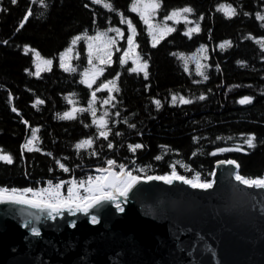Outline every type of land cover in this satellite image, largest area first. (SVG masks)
<instances>
[{"label": "trees", "instance_id": "trees-1", "mask_svg": "<svg viewBox=\"0 0 264 264\" xmlns=\"http://www.w3.org/2000/svg\"><path fill=\"white\" fill-rule=\"evenodd\" d=\"M137 1L45 0L43 7L40 0L15 5L0 0V9H7L0 10V155L13 158L11 164L0 160V187L91 174L110 167L108 159L116 161L114 171L121 163L134 175H161L175 167L179 174L190 177L195 170L212 181L216 160L232 159L241 175L264 177V0H159L160 16L193 9L170 21L173 31L159 42L151 41L149 29L132 11ZM219 4H230L236 15L218 11ZM130 20L137 30V50L148 61V76L130 71L135 68L131 61L121 65L116 53L89 88L82 82L86 38L100 29L126 31ZM196 26L200 31L188 33ZM74 37H79L75 44ZM69 48L77 51L71 66L75 72L60 67V53ZM200 48L207 50L202 64L194 58ZM44 59L53 63L38 69ZM103 79L114 81L111 93L98 88ZM244 96L253 99L242 105ZM73 109L72 118H62ZM249 134L255 137L254 147L244 143ZM29 138L36 146L31 151L24 147ZM85 140L90 144L77 149ZM136 143L142 147L128 148ZM217 146L231 150L211 155Z\"/></svg>", "mask_w": 264, "mask_h": 264}, {"label": "water", "instance_id": "water-1", "mask_svg": "<svg viewBox=\"0 0 264 264\" xmlns=\"http://www.w3.org/2000/svg\"><path fill=\"white\" fill-rule=\"evenodd\" d=\"M238 170L218 164L208 190L142 180L122 212L102 201L52 219L0 202V264H264V189L240 184Z\"/></svg>", "mask_w": 264, "mask_h": 264}, {"label": "snow or ice", "instance_id": "snow-or-ice-1", "mask_svg": "<svg viewBox=\"0 0 264 264\" xmlns=\"http://www.w3.org/2000/svg\"><path fill=\"white\" fill-rule=\"evenodd\" d=\"M11 4L15 5L17 4V0H10ZM98 2V0H96ZM40 3L43 7H47V4L45 3V0H40ZM85 8L88 7V4L84 5ZM105 7H111V5L106 4ZM151 9L154 10L158 7H160L159 0H153L152 4L150 5ZM2 11H7L6 8L0 9ZM218 11H226L227 15H236V10L232 8L230 4H219L217 6ZM132 11H137L136 7L132 8ZM193 12V9L191 7H184L181 9H175L172 11L171 16H165L164 19L167 20L172 17H177L180 15V13H191ZM245 15H248L245 13ZM257 16L259 17L260 14L257 13ZM203 17L201 16V19ZM28 17L25 16L24 20H27ZM141 19L144 20L145 24H149L148 18H146L144 12H141ZM185 21L187 22V16H184ZM23 23V21H21ZM108 31H115V33L119 36L120 29H109L103 33H97L95 37L92 39L100 40L103 38V43L105 47L114 45L116 41L113 37L108 35ZM133 25L132 22H128V35H127V44L129 48L125 50V55L121 56L119 58V63L123 65L125 63V58L128 55V51L132 49L134 46V40H133ZM173 31L171 27H168L167 25L159 24V25H149V33L153 36V39L156 42H159L160 39H163L164 35L168 32ZM192 31H200L199 26H196L195 28L188 29V33H191ZM186 33V34H188ZM158 34V35H157ZM79 39V37H74L72 40V43L75 44L76 40ZM7 43V41H5ZM225 44H227V41H225ZM155 46V45H153ZM27 48V45L25 46ZM264 47V45H262ZM89 49V60L88 63H92V45H88ZM33 52H35V49H32ZM119 51V49H117ZM183 55V54H182ZM36 56L39 57V53H36ZM111 62V52H107V59H101L100 63H110ZM43 63L46 65H51L53 61L51 59H44ZM133 63H136L133 61ZM148 66V61L145 59L142 64L137 65L136 68L130 69V71H144L145 77L148 76V72L146 71ZM39 64L37 65V68L39 69ZM60 67L64 69L65 72L72 71L75 72V68H71L68 64L65 63V53H60ZM27 71V69H25ZM102 68H96L95 72L99 73L102 72ZM36 75H39V71H37ZM83 76H86L87 73L85 72L82 74ZM204 79H208L207 75H204ZM83 83H86L89 88L92 87V82H90L88 79H83ZM113 87H115L114 81L112 82ZM101 88L107 87V84H101ZM112 89L109 88V93H111ZM93 98H95V92H93ZM175 96L173 97V102H175ZM199 99L203 100L204 96L201 95ZM251 96H244L242 99L239 100L240 104H247L252 101ZM72 100H69V103H72ZM108 100H105L104 103H108ZM181 103L187 104L189 103L188 100H185L181 98ZM40 103H43V101H40ZM156 107L160 108L159 101H156ZM91 111V108L88 109ZM13 112H16L15 108H12ZM76 110L73 109L72 111H66L63 113L62 118L70 119L72 118L74 112ZM107 115V113H105ZM95 122V121H94ZM105 120L103 117L99 120V127L101 129L105 126ZM129 127H134V125H129ZM101 136L106 137V132L101 130L100 131ZM117 135H120L117 133ZM36 136V130L32 129V137L35 138ZM195 140L196 137H193ZM221 137L217 136L216 140H220ZM255 137L252 134H249L248 137L244 140V143L249 145L250 147H254L253 140ZM28 144H31L32 141L29 139L27 141ZM86 144H90L89 140L81 141L76 145V148L79 149L81 147H84ZM109 148H112V144L108 143L107 145ZM142 145L140 143L136 144H129L128 148L130 150L133 149H140ZM166 147V146H162ZM231 149H228L226 147H220L217 146L214 150V152L210 153L211 155L215 156L217 153H224L227 151H230ZM235 150L239 151V148H236ZM29 151H31V148H29ZM195 155V153H193ZM0 160L6 161L8 164H11L13 162V158L11 155H0ZM155 160L160 161L161 156H156ZM59 163V161H57ZM134 163V162H133ZM217 164H227V165H235L237 168L239 165H237V162L232 159H224L216 160ZM116 164V161L113 159L107 160V169H100V175L92 177H87L86 180L84 179H72L70 181H64L59 180L55 181L54 179H48L47 180V186L45 187H34V186H27L23 188H7V187H0V202H11L15 204L20 205H29L32 208L39 209L41 213H45L47 217L55 219L56 217L62 216L64 213V210H67L70 214H74L77 212H83L87 213L90 208H92L94 205H97L101 203L102 201H111L115 204V208L117 211L122 212L124 209L121 206L120 197L127 198L129 191L137 184L140 183V181H163L165 184H173L174 181H179L184 185H189L193 189H201V190H208L213 187V181L209 179H203L201 177V172L193 170V174L189 177L188 175H182L179 174L175 167H172V170L170 172H166L161 175H140V174H133L131 170H129V167L126 166L124 163L119 164V170L113 171L111 166H114ZM186 170L188 169V165H181ZM60 168L63 169L65 173L69 172V168L65 167L63 163H60ZM52 169H49L51 171ZM140 171H143V169H140ZM209 176L213 175L212 172L208 173ZM234 178L236 181H238L242 185H246L248 187H255L257 189H264V177H257V178H249L244 175H241L239 172L234 173ZM35 184L42 183L41 181H35ZM67 183V192L64 194L62 192V188ZM36 220L40 219V214H33L28 213V216H33ZM27 223V221H25ZM91 222L95 224L97 222V217L95 215L91 216ZM74 223V222H73ZM32 233L34 235H39V229L36 227H32L31 229ZM204 250L209 251L210 248L207 244L204 245ZM214 254V250H213Z\"/></svg>", "mask_w": 264, "mask_h": 264}, {"label": "rangeland", "instance_id": "rangeland-1", "mask_svg": "<svg viewBox=\"0 0 264 264\" xmlns=\"http://www.w3.org/2000/svg\"><path fill=\"white\" fill-rule=\"evenodd\" d=\"M152 2H153V0H138L137 1L136 5L134 7L137 8V12L139 14V18L141 19V12L143 11L144 14H145V16H146V18H148V20H149V24H145L148 29H149V25L150 24H152V25L163 24V25H167L168 27H171L172 28V26H171V24L169 22L170 21H177V19H178L179 16L172 17V18H169V19L165 20L164 19V16H160L159 13H158L159 12V7L156 8L154 10V12H153V10L150 7V5L152 4ZM167 16H171V15H167ZM141 20H142V22H144L143 19H141ZM132 25H133V29H134V31L132 33L133 40H134V46L132 47V49L130 51H128V55L125 58V61L126 62L127 61H131V62L135 61L136 63H133V65L136 68L137 65H140V64L143 63V59L141 58V56H140V54H139V52L137 50V42H136V31L137 30H136V27L133 24V22H132ZM109 29H112V28L100 29L98 31H95L94 30L95 32L93 31L94 33H92V35L88 36L86 38V40H85V46H86V49L85 50H86L87 54L89 53L88 45L89 44L92 45V50H91L92 51V63L91 64L88 63L89 55H87L86 66H85V69L82 70L83 71V74L86 72L87 75L86 76H83V79H88L90 82H92V86L102 76L105 67L112 64V59H113L114 55L116 53H119L120 57L121 56H124L125 55V50H127L129 48V46L127 44L128 25H127V30L126 31L120 29V33L121 34L119 36L115 33V31H108V35L111 36V37H113L114 40L116 41V43L114 45L105 47V45L103 43V38H101L100 40L92 39L93 37L96 36V34L98 32L99 33H103V32H105V31H107ZM169 33L170 32H168L164 36L168 35ZM151 41L156 42L153 39V36L152 35H151ZM117 49H119V51H117ZM108 51L111 52V62L110 63L101 64L100 63V60L101 59H107V52ZM64 53H65V63L68 64L71 67L73 60L76 59V53H77V51L75 50V48H69V49H66L64 51ZM206 57H207V50L204 49V48H200L194 54V58L196 59V61L199 64H202L205 61ZM46 68H48V65L42 63L41 66H40V69H46ZM96 68H102L103 71L102 72H99V73H96L95 72V69ZM146 71H147V69H146ZM111 82H113L112 79L111 80L110 79H103V82L101 84H107V87L101 88L99 86L98 88L99 89H103V90L104 89H109V88H111V85H112ZM27 127H28V125H27ZM29 139L26 140V142L24 144V147L26 149H29V148L34 149V148H36L35 143L33 142L32 139H30L32 141L31 144H28L27 143V141ZM237 172H239V170ZM94 173H97V174L100 175V170H96ZM71 176H83V175H75L74 174V175H71ZM33 186H36V185H33ZM121 206H122V203H121Z\"/></svg>", "mask_w": 264, "mask_h": 264}, {"label": "built area", "instance_id": "built-area-1", "mask_svg": "<svg viewBox=\"0 0 264 264\" xmlns=\"http://www.w3.org/2000/svg\"><path fill=\"white\" fill-rule=\"evenodd\" d=\"M99 174H97V173H92V174H87V175H83V176H71V177H68V178H64V179H54V182L55 181H59V180H64V181H70V180H72V179H84V180H86L87 179V177H89V176H92V177H95V176H98ZM48 179H51V178H46V179H42V180H39V181H41L42 183H39V184H37L36 186H34V187H45V186H47V180ZM30 186H33V185H30ZM62 192L64 193V194H66V192H67V183L64 185V187L62 188Z\"/></svg>", "mask_w": 264, "mask_h": 264}, {"label": "bare ground", "instance_id": "bare-ground-1", "mask_svg": "<svg viewBox=\"0 0 264 264\" xmlns=\"http://www.w3.org/2000/svg\"><path fill=\"white\" fill-rule=\"evenodd\" d=\"M120 199V198H119Z\"/></svg>", "mask_w": 264, "mask_h": 264}]
</instances>
